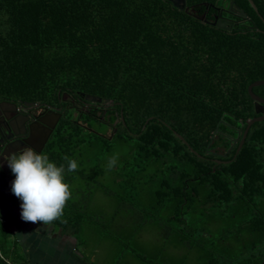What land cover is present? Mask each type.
<instances>
[{"label":"trees","instance_id":"obj_1","mask_svg":"<svg viewBox=\"0 0 264 264\" xmlns=\"http://www.w3.org/2000/svg\"><path fill=\"white\" fill-rule=\"evenodd\" d=\"M218 1L187 0L205 22L169 0H0V99L61 108L43 153L79 169L67 173L72 195L50 225L77 249L86 223L111 229L90 213L100 189L125 222L154 223L205 264H264V120L236 153L256 116L249 85L264 79V0H253L259 13L250 0ZM222 17L231 30L214 24ZM114 152L111 185L101 165ZM5 207L0 198V264H30L16 240L8 246Z\"/></svg>","mask_w":264,"mask_h":264},{"label":"rangeland","instance_id":"obj_2","mask_svg":"<svg viewBox=\"0 0 264 264\" xmlns=\"http://www.w3.org/2000/svg\"><path fill=\"white\" fill-rule=\"evenodd\" d=\"M112 156L119 153L114 152ZM108 160L102 162L101 167L106 170L101 181L113 184L111 171L107 169ZM97 165L89 166L88 173L93 174ZM118 199L105 194L102 190H95L91 202V215H102L110 222V230H102L94 226L92 221L86 223L80 234L78 250L86 255L94 264H116L121 261L129 264H145L138 254L144 255L151 260V264H205L199 261L196 252L185 253L183 247L176 244L172 239H164L160 234L159 227L154 223L142 224L129 220L125 222L127 213L117 212ZM13 235L18 232L17 225L11 226ZM8 239L9 248L13 247L15 236ZM1 239V238H0ZM82 239V240H81ZM21 245H18L20 249Z\"/></svg>","mask_w":264,"mask_h":264},{"label":"clouds","instance_id":"obj_3","mask_svg":"<svg viewBox=\"0 0 264 264\" xmlns=\"http://www.w3.org/2000/svg\"><path fill=\"white\" fill-rule=\"evenodd\" d=\"M63 159L66 165H57L48 155L37 152L31 146L3 158L16 177L12 181V193L22 201L20 215L23 221L51 224L62 219L72 195L66 175L79 169L77 160L67 156ZM117 161V156L110 157L107 169L115 167Z\"/></svg>","mask_w":264,"mask_h":264},{"label":"flooded vegetation","instance_id":"obj_4","mask_svg":"<svg viewBox=\"0 0 264 264\" xmlns=\"http://www.w3.org/2000/svg\"><path fill=\"white\" fill-rule=\"evenodd\" d=\"M256 94L264 99V85L259 86V92ZM3 102V99H0V164L3 165L0 167V198L2 203L4 200L6 205L4 210L8 208L21 210L19 206L15 205L16 196L12 193V181L16 177L3 158L26 146H31L37 152H43L55 130L54 128L44 147L40 149V140L45 134L42 128L43 119L49 120L48 117L52 114L50 110L55 108L15 102L17 109H12L11 107H3ZM254 107L256 116H264L263 101L256 104L254 100ZM237 141L238 138L233 139L232 146Z\"/></svg>","mask_w":264,"mask_h":264},{"label":"crops","instance_id":"obj_5","mask_svg":"<svg viewBox=\"0 0 264 264\" xmlns=\"http://www.w3.org/2000/svg\"><path fill=\"white\" fill-rule=\"evenodd\" d=\"M20 213L8 208L3 216L8 226L17 225L13 236L30 264H80L74 255L78 252L76 238L63 235L50 224L25 222Z\"/></svg>","mask_w":264,"mask_h":264},{"label":"water","instance_id":"obj_6","mask_svg":"<svg viewBox=\"0 0 264 264\" xmlns=\"http://www.w3.org/2000/svg\"><path fill=\"white\" fill-rule=\"evenodd\" d=\"M169 1H171L176 8H178L180 10H183V11H185L187 13L192 14L194 17H196V18H198V19H200L202 21H205V22L207 21L206 14L198 15V14L192 13L190 11V7L187 5V0H169ZM222 2H223V0H219L218 4H221ZM250 2L252 4V6L254 7V9L259 13L258 7L255 4V2L253 0H250ZM206 5H208L207 2H206ZM229 11L231 13H233V14H236V15L240 16L242 20L246 21V20L249 19L247 12L242 10V9H240V8H238L237 6H235V3H233V2H232L231 6L229 8ZM261 17L264 20V17L263 16H261ZM234 23H235L234 20L222 17L217 22H215L214 24H217L219 27L231 30L233 25H234ZM260 85H264V79H260V80L254 81L253 83H251L249 85V88H248L249 94L255 100L256 104H258L260 101L264 102V99L254 92V87L260 86ZM84 98L88 102H101V101H103L102 97L91 95V94L84 95ZM104 101L105 102H110L109 99H104ZM25 104H27V105H30V104L38 105L37 103H30V102H25ZM3 107H11L12 109H17V104L15 102H12V101H4L3 102ZM60 109L61 108L50 110V112H52L51 116L48 117L50 119L49 120H47L46 118L43 119L44 120V124H43L42 128H43V131H44L45 134L43 135L42 139L40 140V149L44 147V145L47 142L50 134L53 132V130L56 127L59 119L62 116V114L60 112ZM263 119H264V116H255V117L249 118L246 121L247 126H246V129H245L244 133H243L242 139H241V141L239 143V146L237 148V152L236 153H238L240 151V149L242 148V146H243V144H244V142H245V140L247 138V135L249 133V130H250L251 126L255 122L262 121ZM164 123L167 126H169L174 131V133L190 148V150L192 152H194L195 154L201 156V154L198 151H196L190 145V143L187 141V139L182 134H180L179 132L174 130L168 123H166V122H164ZM112 135H113V133H112ZM217 161H218V163L222 162L221 160H217ZM225 162H227V161H225Z\"/></svg>","mask_w":264,"mask_h":264}]
</instances>
